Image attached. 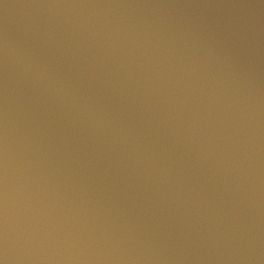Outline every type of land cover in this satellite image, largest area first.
<instances>
[{
  "label": "water",
  "instance_id": "water-1",
  "mask_svg": "<svg viewBox=\"0 0 264 264\" xmlns=\"http://www.w3.org/2000/svg\"><path fill=\"white\" fill-rule=\"evenodd\" d=\"M0 264H264V0H0Z\"/></svg>",
  "mask_w": 264,
  "mask_h": 264
}]
</instances>
